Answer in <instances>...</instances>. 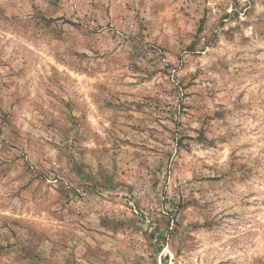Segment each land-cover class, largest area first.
<instances>
[{
	"label": "rangeland",
	"instance_id": "rangeland-1",
	"mask_svg": "<svg viewBox=\"0 0 264 264\" xmlns=\"http://www.w3.org/2000/svg\"><path fill=\"white\" fill-rule=\"evenodd\" d=\"M0 264H264V0H0Z\"/></svg>",
	"mask_w": 264,
	"mask_h": 264
}]
</instances>
